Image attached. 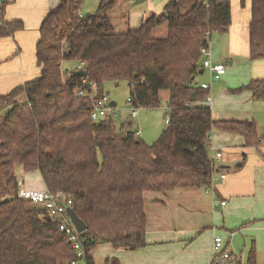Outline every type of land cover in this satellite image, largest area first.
I'll list each match as a JSON object with an SVG mask.
<instances>
[{
	"label": "trees",
	"instance_id": "obj_1",
	"mask_svg": "<svg viewBox=\"0 0 264 264\" xmlns=\"http://www.w3.org/2000/svg\"><path fill=\"white\" fill-rule=\"evenodd\" d=\"M85 0H61L39 28L35 57L40 76L0 96V264H93L89 251L100 243L137 250L146 245L144 193L208 186L213 127L241 134L258 144L253 122L214 121L203 105L207 89L194 83L200 50L215 32L230 25V0H169L136 28L118 32L108 12L116 0H98L81 14ZM241 4L244 0H240ZM0 38L23 28L3 17ZM166 25V35L154 30ZM249 57H264V0H251ZM84 61L85 76L63 79L64 62ZM107 82H125L127 98L138 109L161 106L167 91L169 124L151 144L126 122L91 118V102L76 96L85 83L103 93ZM264 96V80L238 88ZM190 149L193 151L190 152ZM37 170L48 190L72 198V209L86 224L85 255L76 257L57 222L44 208L18 196L16 167ZM109 260H106L108 262ZM117 264L116 259L109 261ZM247 264H256L255 252Z\"/></svg>",
	"mask_w": 264,
	"mask_h": 264
},
{
	"label": "crops",
	"instance_id": "obj_2",
	"mask_svg": "<svg viewBox=\"0 0 264 264\" xmlns=\"http://www.w3.org/2000/svg\"><path fill=\"white\" fill-rule=\"evenodd\" d=\"M0 1L6 2L3 15L6 21L23 23L21 30L0 38L1 96L40 76L35 57L39 28L61 0ZM133 1L116 0L108 12L116 31L136 28L149 15L164 12L169 0H157L162 3L156 5L147 3L141 13L133 8ZM89 3L93 9L85 11ZM97 6L98 0H86L82 9L92 13ZM250 18L251 0H244L243 4L240 0H230L228 29L213 33L208 42L211 61L222 63L225 73L216 78L201 67L193 79L197 85L208 86L212 120L253 122L258 144L247 145L241 134L213 127L208 156L216 151L222 153L214 165L213 191L206 192V186L175 188L166 194L146 191V245L137 250H124L113 248L109 243L97 244L88 253L93 264H110L112 259H116L117 264H211L216 254L213 243L217 235L222 236V245L227 251L239 249L242 254L247 253L248 259L254 250L256 264H264V96L255 97L248 89L238 90L253 81L264 80V57L254 60L249 57ZM70 63L64 62L63 69L71 72L77 63L74 61L69 70ZM167 100L168 95L165 106ZM154 109L157 108L145 110ZM135 117L129 114L122 121L126 122L127 129L141 130L132 125ZM142 136L141 130L140 138ZM221 173L226 174L224 179L219 178ZM36 175L38 182L28 181L26 186L44 188L39 172ZM147 193L151 194L146 197ZM240 256L243 260V255ZM80 263L85 264V261L81 259L77 264Z\"/></svg>",
	"mask_w": 264,
	"mask_h": 264
},
{
	"label": "built area",
	"instance_id": "obj_3",
	"mask_svg": "<svg viewBox=\"0 0 264 264\" xmlns=\"http://www.w3.org/2000/svg\"><path fill=\"white\" fill-rule=\"evenodd\" d=\"M208 42L210 37L208 38ZM201 53V66L202 68H206L210 71L212 75L218 78L220 75L225 73V66L222 63H213L210 59V52L207 46H203L200 50ZM85 62L79 61L77 65L72 70H84ZM68 77L70 76V72L67 73ZM202 88L207 89V84H202ZM76 96H82L88 98L91 102V118L98 122L100 120L105 119H113V115L116 114V107L111 104V100H109L103 93H98L96 90V86L94 83H90V89L86 88L77 89L75 91ZM211 98L207 96L203 100V105H210ZM127 103L129 105V114L131 118H134L137 114L138 108L132 105V102L129 98H127ZM166 108V106H165ZM166 124H169V119L166 117ZM135 135L141 136V130L139 128L135 129ZM222 153L220 151H216L210 158V163L214 168L215 163L221 158ZM226 177L225 173H221L219 175L220 179H224ZM213 179L211 176V181L208 186L205 187L206 192H212L213 189ZM18 196L29 202L39 205L44 208L46 214L53 221L57 222L58 229L62 231L65 235L66 242H68L73 250V253L76 257L82 258L85 255L83 242L85 238L81 236L80 232H77L75 226L70 221V218L67 213L68 208H72V198L67 195L63 191H54L48 189H31L25 187L23 181L18 182ZM225 204V202H222ZM223 240L222 237L216 236L214 237V249L216 250V254L214 255V260L211 264H243L242 257L235 255L233 252L227 251L223 248ZM69 264H77V261L74 259Z\"/></svg>",
	"mask_w": 264,
	"mask_h": 264
},
{
	"label": "rangeland",
	"instance_id": "obj_4",
	"mask_svg": "<svg viewBox=\"0 0 264 264\" xmlns=\"http://www.w3.org/2000/svg\"><path fill=\"white\" fill-rule=\"evenodd\" d=\"M86 1V0H85ZM84 1V3H85ZM146 2V3H145ZM145 2H140L137 4L133 5V8L135 10H137V12L141 13L142 11H144L146 9V5L147 3H151L153 5H156L158 3H162L161 1H157V0H146ZM84 7V4H82V8ZM81 8V13L82 14H86L85 12H83V9ZM118 8V7H116ZM87 9V10H86ZM92 6L90 5V3L84 7L85 11H90L92 10ZM117 12V9L114 11ZM88 13V12H87ZM153 34L156 37H164L165 34V24H162L160 26H158ZM66 63H70V62H65ZM72 63L71 62L69 64L68 68L69 70L72 68ZM77 65V64H76ZM65 70V69H64ZM63 79H65L67 77L66 74H63ZM127 86L125 84V82H107L106 85L104 86V90H103V94L111 101H114L116 103V114L113 115V119L114 121H116L117 125L119 126L120 123L124 120H126L127 116L129 115V105L127 103ZM167 91H162L161 92V96H162V101H161V106L157 107V109L154 110H150L147 111L145 109H138L137 110V114L136 117L134 119L133 122V127H140L142 132H143V136H142V140L146 139V141H148L147 143H153L157 137L160 135L161 131H163L166 128V109H165V98L167 99ZM1 115V114H0ZM34 170L31 171H23L21 166H17L16 167V176H17V183L21 180L23 181L25 187L26 183L28 181H34L35 183L38 182V176L36 175V173H32ZM41 177V176H40ZM25 181V182H24ZM43 181V180H42ZM29 188V187H28ZM33 189V188H31ZM42 189H48L45 187ZM151 193H147L146 197H148ZM47 215V214H46ZM217 236H221V235H217ZM222 237V236H221ZM233 253L237 256L243 255V264H247V253L242 254L241 251L238 249L236 251H233ZM81 264V263H80ZM259 264H262L261 262H259Z\"/></svg>",
	"mask_w": 264,
	"mask_h": 264
},
{
	"label": "water",
	"instance_id": "obj_5",
	"mask_svg": "<svg viewBox=\"0 0 264 264\" xmlns=\"http://www.w3.org/2000/svg\"><path fill=\"white\" fill-rule=\"evenodd\" d=\"M143 0H134L133 3L134 4H137V3H140L142 2ZM70 76H79V77H84L85 76V71L83 69H79V70H72L70 72ZM85 88L87 90L90 89V83H85ZM111 104L113 106H115V102L114 101H111ZM6 109L2 110L1 112V115L4 117L5 114H6ZM193 150L190 149V152H192ZM67 213H68V216L70 218V221L73 223V225L75 226L77 232H83L87 229V226L86 224L76 215V213L74 212V210L72 208H68L67 209Z\"/></svg>",
	"mask_w": 264,
	"mask_h": 264
}]
</instances>
